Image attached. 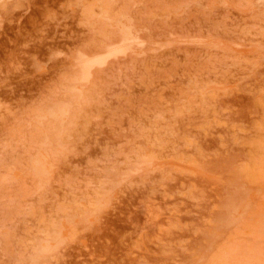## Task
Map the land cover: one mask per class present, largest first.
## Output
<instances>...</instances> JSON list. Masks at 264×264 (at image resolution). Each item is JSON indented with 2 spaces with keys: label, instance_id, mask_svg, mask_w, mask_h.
<instances>
[{
  "label": "rangeland",
  "instance_id": "obj_1",
  "mask_svg": "<svg viewBox=\"0 0 264 264\" xmlns=\"http://www.w3.org/2000/svg\"><path fill=\"white\" fill-rule=\"evenodd\" d=\"M0 264H264V0H0Z\"/></svg>",
  "mask_w": 264,
  "mask_h": 264
}]
</instances>
